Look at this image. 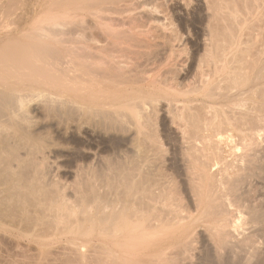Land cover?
Masks as SVG:
<instances>
[{
	"label": "bare ground",
	"instance_id": "obj_1",
	"mask_svg": "<svg viewBox=\"0 0 264 264\" xmlns=\"http://www.w3.org/2000/svg\"><path fill=\"white\" fill-rule=\"evenodd\" d=\"M190 1L0 2V264H185L200 230L220 262L241 249L263 264L264 211L242 189L264 170V86L243 90L264 79L260 51L236 61L231 1L202 0L203 50L182 79Z\"/></svg>",
	"mask_w": 264,
	"mask_h": 264
},
{
	"label": "rangeland",
	"instance_id": "obj_2",
	"mask_svg": "<svg viewBox=\"0 0 264 264\" xmlns=\"http://www.w3.org/2000/svg\"><path fill=\"white\" fill-rule=\"evenodd\" d=\"M2 1L3 0H1L0 2H2ZM230 1L231 2L229 3V8L232 11V15L236 16V20H238V22H239L238 26H236V24H238L237 22L235 23L232 20L230 22L232 38L235 37L236 44H237L236 47L247 48V51H246L244 56L241 55V57H237L239 59L236 60L233 57L237 53L238 48L232 47L227 52V59L226 60H232V63L235 62L237 64H238V62H236V61H239L244 65L245 61L252 59L256 55V52L260 51V55L258 56V65L260 67L262 65L264 66V0H246V2L243 0L242 1L241 0H236V1L233 0L234 1L233 3H232V0H230ZM190 3H192V4H189V6L186 8L177 7L178 11H180V14H179V12H177V14H176L177 17L180 18L179 20L177 18V22L178 23L181 22L179 25H180L181 30L183 31V33L187 39L186 41L188 42V45H187L188 49L186 47V50H187L186 52H189L188 53L189 57L191 56L190 63L188 62V65H190L188 67H190V68L187 67L188 68L187 72H188V70L190 72V73L188 72L189 78H188V75H186V77L184 75V77L182 76V79H184V80H185V78L187 80H192V77L194 75V71H195L194 69L197 65V58L199 57V55L202 53V50H203L202 49L203 48V45H202L203 42H201V41H203L202 37L204 38V36L202 34L205 31L204 29H205V25H206V21H207L206 20L207 19L206 13L204 12L205 8H203L204 7L203 1L202 0H199V1L198 0H191ZM125 5H127V4H125L123 2L122 9L125 7ZM127 7H128V5H127ZM125 9L127 10V8L125 7L123 9L124 11L122 10L123 14H121L119 18H122V17L124 18V16L126 14H128V11H126V13H125ZM203 12L205 13V15ZM211 13H212V11L210 10V15H211ZM210 20H211V18H210ZM191 51H192V53H191ZM218 64H220V63L216 62L215 59H213V58L210 59V75L213 72V68ZM196 69H197V67H196ZM204 69L206 70V67ZM195 79L198 80L199 77L198 78L195 77ZM263 86H264V79H263V81H260L259 83L257 81V82L251 83L250 85H247L246 87H244L243 90L246 92H249L250 87L252 89L253 88L256 89V88H261ZM164 122L167 123V121H164ZM165 123H164L163 127H165V125H167ZM168 125H169V123H168ZM168 125L166 126V129L163 128L164 129L163 132H165L164 134H166L167 133L166 131L168 130L169 134L167 133L168 135L166 134V136L171 139V136H169V135H173L172 139L174 137V139H173L174 141L173 142L169 141V142L174 143L175 140H177V138H178L177 135H179V134L177 133V130L175 132L174 127H171L169 125L171 127V131H172L171 132L170 129H168V128H170V127H168ZM163 132H161L162 136H164L163 137L164 140H167L168 138L165 137ZM174 134H176V135H174ZM175 136H177L176 139H175ZM172 139H171V141H172ZM165 142H167V141H165ZM169 142H167V144H169ZM174 144L177 145L176 143H174ZM174 144L173 145L170 144L171 146L167 145V147L170 146L171 148H173L172 146H174ZM170 147H168L169 151H168V156H167V158H168L167 159L168 160L167 165L168 166L173 165L174 166L173 168L177 170V180L180 182L181 186H183V190H185V185H182V183H183V181H182V177H183V175H182V162H181L179 156L175 154L176 153L175 151H178L180 148L178 146H174L176 149L175 150V149H171ZM62 149L61 150L59 149L60 151L58 150L59 152H62V153H60L61 155L59 154L61 158L60 159L59 158L58 159L53 158L56 161L55 163L61 165V167L58 168L61 171H59L57 168L55 171H57V170L59 171V174L57 176L58 178H59L60 174L62 175L60 177L61 179L60 178L59 179L63 182V180H62V178H63L65 181L64 184L66 183V184L70 185L71 183H73V181L75 179V176L73 175L74 173L72 172V169L75 167V164H74V162H70L69 158H67L68 154L71 153L72 150H70L71 148H69L68 150H66L65 148L63 150ZM170 153L172 154V156L173 155H175V156L169 157V155H171ZM170 161L172 162L171 164H169ZM57 164H55V166ZM55 166H54V169H55ZM62 167H64V168H62ZM263 169H264V165H263ZM65 187H66V185H65ZM242 189L245 190V192H244V196L246 197L245 199L258 203L259 205L262 206L263 211H264V170L260 175H254L252 177H248L245 184L243 185ZM65 191L68 193V196L71 199L75 198V195H73V193H72L73 189H72L71 185L66 187ZM199 233L200 234L198 235L197 242H195V245H194L195 246L194 247L195 249L193 250L194 256L192 255V257L189 258L190 260L192 258L191 264H204V263L207 264V261L205 260L206 259L205 256H207L208 254H210V258L212 259V261L215 264H245L244 261L246 258V252L247 251H243L241 249H237V252H229V253L225 254L223 257V260L220 262L216 256L215 247H214L213 243L211 242V240H209L207 238L206 234L203 233L202 230H200ZM262 241H264V233H260L259 239L255 243L260 244ZM251 246H252L251 244H250V246H247L248 251H250ZM263 248H264V246H263ZM262 257H263V264H264V253L262 254ZM189 259L185 260L184 263L189 264L190 263ZM211 259H210V261H211ZM202 262H204V263H202Z\"/></svg>",
	"mask_w": 264,
	"mask_h": 264
}]
</instances>
